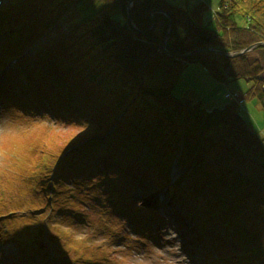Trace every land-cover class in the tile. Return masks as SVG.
I'll use <instances>...</instances> for the list:
<instances>
[{
	"label": "trees",
	"instance_id": "1",
	"mask_svg": "<svg viewBox=\"0 0 264 264\" xmlns=\"http://www.w3.org/2000/svg\"><path fill=\"white\" fill-rule=\"evenodd\" d=\"M128 1L2 3V80L21 84L12 87L10 99L79 128L55 149L48 146L46 167L34 166L33 160L29 167L41 169L43 175L37 174L49 199L44 185L57 191L71 180L74 189L103 188L106 198L134 208L135 221L142 207L135 210L120 183L154 193L164 189L169 208L189 220L190 242L206 254L203 264H264V140L239 109L243 98L255 100L264 114L263 48L255 47L254 55L202 51L178 58L198 47L237 52L264 43V0H218L215 29L203 24L207 6L201 1L183 8L169 0H134L132 26L125 12ZM155 9L172 21L166 50L163 13H153L155 25L146 32ZM188 65L217 82L242 80L250 87L243 96L223 91V103L208 106L183 87ZM71 194L78 205V196ZM11 200L10 208L20 210L17 194ZM23 201L33 209L45 204ZM32 222L20 218L18 245L37 248L35 241L46 228ZM67 240L66 247L73 249L75 239L67 235Z\"/></svg>",
	"mask_w": 264,
	"mask_h": 264
},
{
	"label": "rangeland",
	"instance_id": "2",
	"mask_svg": "<svg viewBox=\"0 0 264 264\" xmlns=\"http://www.w3.org/2000/svg\"><path fill=\"white\" fill-rule=\"evenodd\" d=\"M169 1L183 8L204 2L207 8L203 12L202 22L209 28H216L215 11L218 0ZM254 53L252 51L253 55ZM2 73L0 69V264H68L73 258L78 264L205 262L204 249L199 244L190 242L192 232L189 220H180L177 213L169 208L164 189L154 193L136 184L132 188L129 185L130 189H127L125 184L128 182L120 183L121 190L131 194L134 205L144 204L150 209L148 213L136 214V221L132 219L134 208L129 204L128 208L114 206L116 204L107 201V193L103 188L96 192L94 186H83L78 190L70 187L71 183L75 184L71 180L57 191L44 185L51 191L52 197L49 199L39 181L43 176L37 174L41 173V169L34 168L32 171V165L29 167L28 162L33 160L34 166L46 167L47 163L44 161L48 159L45 156L49 151L48 146L55 149L54 146L63 144L79 128L50 116L47 111H31L25 101L10 99L12 87L21 88V84L16 81L14 85L13 81L10 85H4ZM184 81L183 87L187 88L189 96L202 101L205 99L208 106L223 103V91L243 96L250 87L249 83L242 80L217 82L196 65L186 67ZM239 104L240 112L264 140V114L257 101L243 98ZM41 132L40 137L38 134ZM31 147L33 152H28ZM35 147L41 150L38 151ZM52 152L54 150L50 153ZM71 192L78 196V205L73 203ZM16 194L18 201L23 203L18 211L9 206ZM42 198L45 204L37 209L26 207L28 203L23 201H33L38 206L43 201ZM150 211L157 214L151 216ZM20 218H29L34 226L46 228L43 235L35 241L37 248L17 244L16 239H21V235H17ZM56 231L61 235V240L56 237ZM67 235L75 239L71 243L73 249L66 247L69 243ZM23 249L27 254H23ZM42 256L44 260L41 261Z\"/></svg>",
	"mask_w": 264,
	"mask_h": 264
},
{
	"label": "water",
	"instance_id": "3",
	"mask_svg": "<svg viewBox=\"0 0 264 264\" xmlns=\"http://www.w3.org/2000/svg\"><path fill=\"white\" fill-rule=\"evenodd\" d=\"M133 2H134V0H129L127 2L126 11H125L127 20L132 26H133V23H132L131 16H130V8L133 5ZM154 12L163 13L167 17V20H168V28H167L166 34H165V36L163 38V41H162V49L166 50L167 39H168V37L170 35V32H171V29H172V21H171L170 17L167 15V13H165L164 11L157 10V9L152 10L150 12L151 25L146 30V32L151 30L154 27V25H155V20H154V17H153V13ZM257 46H261L263 48V52H264V43L259 42V43H255L253 45H250V46H248L246 48H243L242 50L237 51V52H224V51L212 48V47H198V48L192 49L190 51H187L185 53L178 54V58H180V59L181 58H185V57L194 55V54H196L198 52H202V51H208V52H211V53H214V54H217V55H220V56H225V57H235V56H239V55H242V54H246V53L252 51ZM263 62H264V56H263Z\"/></svg>",
	"mask_w": 264,
	"mask_h": 264
},
{
	"label": "bare ground",
	"instance_id": "4",
	"mask_svg": "<svg viewBox=\"0 0 264 264\" xmlns=\"http://www.w3.org/2000/svg\"><path fill=\"white\" fill-rule=\"evenodd\" d=\"M173 169H174V168H173ZM173 178H174V176H173ZM173 178H172V179H173ZM152 192H153V190H152ZM44 194H46V193H44ZM34 262H35V261H34ZM31 263H33V261H31Z\"/></svg>",
	"mask_w": 264,
	"mask_h": 264
},
{
	"label": "built area",
	"instance_id": "5",
	"mask_svg": "<svg viewBox=\"0 0 264 264\" xmlns=\"http://www.w3.org/2000/svg\"><path fill=\"white\" fill-rule=\"evenodd\" d=\"M227 96H228V94H227ZM235 95H232V97H234Z\"/></svg>",
	"mask_w": 264,
	"mask_h": 264
}]
</instances>
